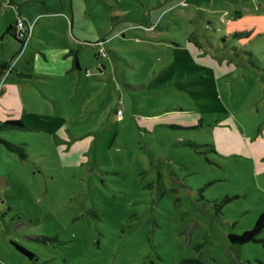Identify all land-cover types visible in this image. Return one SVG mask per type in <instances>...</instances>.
<instances>
[{
  "label": "rangeland",
  "instance_id": "obj_1",
  "mask_svg": "<svg viewBox=\"0 0 264 264\" xmlns=\"http://www.w3.org/2000/svg\"><path fill=\"white\" fill-rule=\"evenodd\" d=\"M20 21L0 264H264V227L230 240L264 213V0H0Z\"/></svg>",
  "mask_w": 264,
  "mask_h": 264
},
{
  "label": "trees",
  "instance_id": "obj_2",
  "mask_svg": "<svg viewBox=\"0 0 264 264\" xmlns=\"http://www.w3.org/2000/svg\"><path fill=\"white\" fill-rule=\"evenodd\" d=\"M13 30H15V26L14 27H9L8 32H11ZM14 39L18 40L17 35L13 33ZM25 39V38H24ZM6 125H14V126H22V122L21 121H9L7 122ZM264 227V213L259 217V219L257 220L255 226L251 229L246 231L244 234L237 236V235H231L230 236V240L235 243V244H246L248 242L254 241L256 236L260 233L261 229ZM18 249L25 255H27L30 258H33L34 255L32 253H30L29 251H27L26 249L22 248V247H18Z\"/></svg>",
  "mask_w": 264,
  "mask_h": 264
},
{
  "label": "crops",
  "instance_id": "obj_3",
  "mask_svg": "<svg viewBox=\"0 0 264 264\" xmlns=\"http://www.w3.org/2000/svg\"><path fill=\"white\" fill-rule=\"evenodd\" d=\"M61 2L63 3V0H61ZM15 26V30H14V32H13V30L11 31V32H8V29H9V27H14ZM16 31H17V29H16V25H15V23L14 24H8V26H7V28H6V30H5V32H4V34H3V36L2 37H0V39H3V40H5V38H6V36H9V37H12V38H14V36H13V33L14 34H16ZM51 54L50 53H46V54H44V58H45V60L43 61V66L45 65V64H47V62L48 63H50L51 62ZM0 65H2V64H0ZM7 64H4V66H6ZM76 66H77V68H81V66H80V64H79V62H78V59H76ZM1 69H3V68H0V72H1ZM41 75H44V74H41ZM44 77H47V76H45L44 75Z\"/></svg>",
  "mask_w": 264,
  "mask_h": 264
},
{
  "label": "built area",
  "instance_id": "obj_4",
  "mask_svg": "<svg viewBox=\"0 0 264 264\" xmlns=\"http://www.w3.org/2000/svg\"><path fill=\"white\" fill-rule=\"evenodd\" d=\"M24 26H25V22L20 21L19 26H17V29L19 30V31L17 30V34H18L17 37L20 38V36H21V37L26 38V33L28 32V29H27V26H25V28H24ZM118 114L121 115L122 112L119 111Z\"/></svg>",
  "mask_w": 264,
  "mask_h": 264
}]
</instances>
